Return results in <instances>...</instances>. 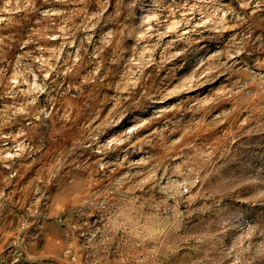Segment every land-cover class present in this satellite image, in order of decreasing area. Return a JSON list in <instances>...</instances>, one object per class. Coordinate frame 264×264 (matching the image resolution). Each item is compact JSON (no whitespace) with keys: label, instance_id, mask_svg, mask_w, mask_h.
Masks as SVG:
<instances>
[{"label":"rangeland","instance_id":"374dc122","mask_svg":"<svg viewBox=\"0 0 264 264\" xmlns=\"http://www.w3.org/2000/svg\"><path fill=\"white\" fill-rule=\"evenodd\" d=\"M0 264H264V0H0Z\"/></svg>","mask_w":264,"mask_h":264}]
</instances>
